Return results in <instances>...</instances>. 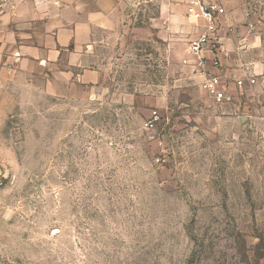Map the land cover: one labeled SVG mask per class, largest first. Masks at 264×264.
<instances>
[{
    "label": "rangeland",
    "instance_id": "rangeland-1",
    "mask_svg": "<svg viewBox=\"0 0 264 264\" xmlns=\"http://www.w3.org/2000/svg\"><path fill=\"white\" fill-rule=\"evenodd\" d=\"M110 2L96 96L0 71V264H264V109L183 113L157 0Z\"/></svg>",
    "mask_w": 264,
    "mask_h": 264
},
{
    "label": "crops",
    "instance_id": "crops-1",
    "mask_svg": "<svg viewBox=\"0 0 264 264\" xmlns=\"http://www.w3.org/2000/svg\"><path fill=\"white\" fill-rule=\"evenodd\" d=\"M110 1L7 0L0 14V71L57 98H71L77 91L84 98L96 96L109 77L95 35L110 28L114 9ZM218 1L224 8L218 34L225 53L219 55L220 66L212 67L214 56L206 51V70L220 75L224 90L232 96L230 103L211 99L202 87L203 76L194 72L199 67L187 45L203 21L187 16V0H157V14L149 19L148 29L164 46L169 76L176 83L172 90L180 99L175 101L183 113L193 109L203 115L213 108L215 118L241 121L246 113L264 109V0ZM237 79L243 80L241 88ZM172 86L158 87L162 94L152 95L154 104Z\"/></svg>",
    "mask_w": 264,
    "mask_h": 264
},
{
    "label": "built area",
    "instance_id": "built-area-1",
    "mask_svg": "<svg viewBox=\"0 0 264 264\" xmlns=\"http://www.w3.org/2000/svg\"><path fill=\"white\" fill-rule=\"evenodd\" d=\"M6 1L0 0V14ZM186 14L196 22L198 20L203 21L200 32L192 37L187 45L188 52L196 58V65L199 67L194 72L203 76L202 87L211 99L218 103H230L232 96L224 90L220 75L209 73L206 70L208 61L205 56V52L210 50L214 56L210 61V65L212 67L220 66L219 55L225 52L222 50L218 32L222 27L221 16L224 14V8L218 0H187ZM228 31H231V29L229 28ZM236 83L240 88L243 86L242 79H237ZM159 120L158 111L153 109L145 121L146 128L154 129ZM7 179L8 177L0 165V189L6 184Z\"/></svg>",
    "mask_w": 264,
    "mask_h": 264
},
{
    "label": "water",
    "instance_id": "water-1",
    "mask_svg": "<svg viewBox=\"0 0 264 264\" xmlns=\"http://www.w3.org/2000/svg\"><path fill=\"white\" fill-rule=\"evenodd\" d=\"M246 118L245 117H241V121H244Z\"/></svg>",
    "mask_w": 264,
    "mask_h": 264
}]
</instances>
